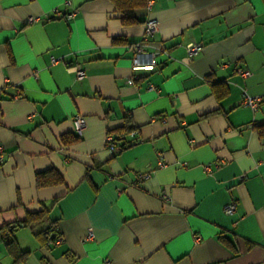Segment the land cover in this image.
<instances>
[{
    "label": "crops",
    "instance_id": "0c3cea01",
    "mask_svg": "<svg viewBox=\"0 0 264 264\" xmlns=\"http://www.w3.org/2000/svg\"><path fill=\"white\" fill-rule=\"evenodd\" d=\"M65 1L0 0V264H264V100L243 105L244 91L264 98V0H154L132 24L114 0ZM127 115L137 132L112 151ZM43 172L62 181L39 186Z\"/></svg>",
    "mask_w": 264,
    "mask_h": 264
},
{
    "label": "built area",
    "instance_id": "2783aa9c",
    "mask_svg": "<svg viewBox=\"0 0 264 264\" xmlns=\"http://www.w3.org/2000/svg\"><path fill=\"white\" fill-rule=\"evenodd\" d=\"M153 3H154V0H147V8L149 10L152 8ZM65 5L66 6H72L73 3L71 0H66ZM53 11H54L53 12L54 16H56V17L64 16L67 19H72L77 15L78 8L73 6L72 9L69 12H67L66 14H63L59 8H54ZM36 20H37L36 17H30L28 19L29 22H34ZM145 28H146V32H145L144 40H147L149 37H152L153 35H155L159 31V19L155 18V17L147 18V20L145 22ZM144 43H145V41L144 42L140 41V42H136L133 44V49H134L135 53H134V57L132 59V63H133V66L135 68L144 66L143 65L144 64L143 63V55H144V52H143L144 46L143 45H144ZM201 48H202V45L199 43H190L187 45L188 53L190 55L197 53L198 51L201 50ZM159 54H160V50L151 53L149 55L148 65H146V66L150 67V68L157 67L160 63V61L158 60ZM52 61L55 63V62H57V59L53 58ZM68 68L70 71H72L76 74L77 80H83L87 76L86 69L81 64L70 65ZM238 71H239L240 75H242L245 78L251 75V71L249 69H246V68H239ZM134 81H135L134 78H130L128 80V83H134ZM150 88L154 89L155 86L151 85ZM243 97H244L243 98V105L247 106L253 110H257L264 100V98L262 96H253V95L248 94L247 91L243 92ZM73 124H74V129H75L76 133L78 134V136L83 137L86 126H87L86 117L82 114H78L77 116L74 117ZM136 132H137L136 130H133V131H131V134L135 135ZM107 142H108V147L112 151H116L118 149L117 141L115 140V136L113 133L108 134ZM5 154H6L5 146L0 143V179H1V167H2V164L4 162ZM158 165L161 167L165 165V162H164L162 157H159ZM206 168L211 169L210 165H207ZM150 175H151L150 173H144V174H141L139 177L141 180H144V179L148 178ZM244 177H245V175L240 176L241 179H243ZM237 207H238V202L236 200H231L225 205L224 211L226 214L231 215V214H234L236 212ZM93 237H94V231H93V229L90 228L88 235L86 236V239H91ZM62 240H63V237L61 235H59V236H57V238L55 240H53L51 242L52 243H60Z\"/></svg>",
    "mask_w": 264,
    "mask_h": 264
},
{
    "label": "trees",
    "instance_id": "16d2710c",
    "mask_svg": "<svg viewBox=\"0 0 264 264\" xmlns=\"http://www.w3.org/2000/svg\"><path fill=\"white\" fill-rule=\"evenodd\" d=\"M118 9L123 13L121 16L122 21L125 24H132L139 22L140 20L134 15V8L135 7H146L147 6V0H114ZM123 41L121 38H115L114 42ZM256 129L258 130V133L262 136H264V123L259 124L256 126ZM135 130V127L132 125L131 116L127 115L125 119L124 126L116 131L115 140L121 141V146H125L128 144L127 141H125L124 135L126 133H131V131ZM112 133V132H111ZM55 173V172H54ZM47 172L38 173L37 174V185L42 186L46 184H50L53 182H59L62 181V177L59 175L56 179H49L47 176ZM46 212H35V213H28L27 218L24 220V224H32L33 222L42 220L43 217H45ZM11 225H8L6 228H10ZM59 236V235H58ZM57 236H55L51 241L55 240ZM6 245L8 249L16 256V259H21L27 252L22 251L19 249L18 243L13 237L6 238Z\"/></svg>",
    "mask_w": 264,
    "mask_h": 264
}]
</instances>
